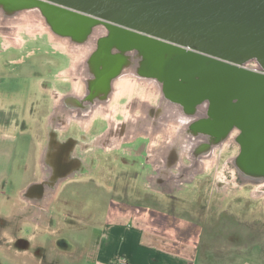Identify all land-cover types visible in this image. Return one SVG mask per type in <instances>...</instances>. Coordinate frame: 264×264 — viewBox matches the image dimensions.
I'll return each mask as SVG.
<instances>
[{
	"label": "water",
	"instance_id": "1",
	"mask_svg": "<svg viewBox=\"0 0 264 264\" xmlns=\"http://www.w3.org/2000/svg\"><path fill=\"white\" fill-rule=\"evenodd\" d=\"M31 25L75 60L69 73L87 98L65 97L73 106L91 102L98 77L106 86L124 70L150 84L129 103L141 109L139 132L170 142L153 187L172 190L214 151L235 150L228 179L264 196V0H0V30ZM112 95L62 111L88 118Z\"/></svg>",
	"mask_w": 264,
	"mask_h": 264
},
{
	"label": "rangeland",
	"instance_id": "2",
	"mask_svg": "<svg viewBox=\"0 0 264 264\" xmlns=\"http://www.w3.org/2000/svg\"><path fill=\"white\" fill-rule=\"evenodd\" d=\"M39 28L31 25L20 32L21 46L17 49L0 45V67L4 70L0 73V143L18 145L16 149L0 150V156L7 157V163L0 166V175L5 178L17 170L19 163L23 165V179L33 172L40 174L44 119L49 109V92L40 87L46 84L69 90L68 84L57 82L56 73L64 68L70 75L75 60L55 49ZM27 55L25 63L19 62ZM13 64L22 67L20 76L7 72ZM123 75L124 70L116 76ZM147 100L153 101L149 96ZM103 126L102 121L95 123L91 132H100ZM74 132L72 136L78 138V132ZM155 147L153 144L148 150ZM143 152L141 149L139 153ZM234 154L235 150L221 151L217 171L232 173L226 161ZM129 155L113 149L99 150L88 157L85 167H93L92 173L63 182L52 199L46 222L32 225V235L51 232L37 251L39 257L19 264H95L102 233L127 224L144 231L146 244L192 257L193 264H264V198L255 185H240L224 196L215 190L213 175L209 174L197 177L193 185H185V194L177 198L159 189L143 188L138 179L142 171L138 158ZM106 244L100 248L111 264H127L122 250ZM0 264L17 263L1 257Z\"/></svg>",
	"mask_w": 264,
	"mask_h": 264
},
{
	"label": "bare ground",
	"instance_id": "3",
	"mask_svg": "<svg viewBox=\"0 0 264 264\" xmlns=\"http://www.w3.org/2000/svg\"><path fill=\"white\" fill-rule=\"evenodd\" d=\"M26 26H17L9 34L0 30V37L2 39L0 44L1 48H19V46H21L19 33L22 32ZM41 32L49 39L55 49L57 48L61 53L65 54V50L58 41L46 31L41 30ZM27 57H29V55L20 59L19 62L23 61V63H25L24 61ZM66 57L67 56L64 58L68 62L69 60ZM63 69L60 68L56 73L57 82L68 84V93L79 95L81 93V84L78 83L71 74L68 75L65 72L66 70ZM20 70H22L20 65L16 67V65L13 64V66L7 69V72L14 76H20ZM3 71L2 67H0L1 74L4 73ZM40 88L43 91L49 92V109L44 119L45 142L39 158L44 194L39 201L41 204L40 206H38L39 203L33 204V202H31V205L28 203V218L38 223L39 220L43 219V213H45L44 211L47 205L52 201L63 182L83 174L92 173L93 167L92 169L85 167L88 162L87 159L99 150L109 152L113 149H119V152L122 154L128 153L130 154L129 156L138 158L140 169L142 168L138 178L140 185L143 188L149 187L151 189H157L153 187V177L158 173L157 165L161 163L163 151L166 146L170 145V142L168 139L166 140L165 136L162 134L153 136L139 132L141 126L137 125V122L141 114V109L135 108L129 103L132 99L129 98V95L133 93L132 91L138 89L137 91L143 93L150 88L149 83L127 77L116 81L110 102L102 107H97L98 109H95L93 114L88 118H76L65 114L59 109V100L66 93L65 91H61V89L56 90L54 85L46 86V84L45 86L41 85ZM137 91H135V95H137ZM148 91H150V89ZM142 96L143 95L140 93V97ZM100 121L104 122L102 130L99 132V129H96V131L91 132L94 124ZM74 131L78 132V138L72 136V134L75 133ZM153 144L156 146L155 149L152 151L148 150ZM141 149L145 152L139 153ZM219 153H221V150L214 151L210 159L203 160L201 172L192 174L187 182L175 185L172 190L160 191H164L165 194L178 198L185 194V185H193L194 180L199 176L203 177L212 174L214 179L212 184L215 190L221 195L225 194L224 196H228V190L235 191L234 189L240 186H236L232 183V179H228L231 175L230 173L224 172V170L217 171L215 165L217 158L219 159ZM63 163L72 164L71 166L73 167L69 169L63 168L62 172H64L65 175L61 178L54 179L55 170H60V166ZM172 172L173 174H177L178 170L174 169ZM261 194L263 195V193ZM253 196H255L254 193ZM221 201L222 200L218 202V207Z\"/></svg>",
	"mask_w": 264,
	"mask_h": 264
},
{
	"label": "crops",
	"instance_id": "4",
	"mask_svg": "<svg viewBox=\"0 0 264 264\" xmlns=\"http://www.w3.org/2000/svg\"><path fill=\"white\" fill-rule=\"evenodd\" d=\"M26 144L29 146V142ZM9 148L16 149L18 145L15 142L13 146L0 143L1 151ZM2 156H0V166L7 163V160H4L7 157L2 158ZM14 163L17 162L13 161ZM15 168L17 170L6 178L0 175V258L6 257L19 264L24 259L35 260L39 257L37 251L43 247L41 243H44L45 237H50L51 232L43 231L32 235L30 230L33 224L40 226L46 222L47 214L51 215L53 201L47 205L42 223L37 224L28 218V203L38 204L44 194L41 170L40 174L33 172L28 178L23 179L20 173L24 172L23 165L19 163ZM14 184L17 186L15 187ZM40 205L39 203L38 206ZM105 231L99 241L97 255L93 259L95 264H111L109 257H104L100 248L106 246V243L111 244L114 250H122L121 252L127 257V264H193L192 257H180L160 247L146 244L143 239L144 231L130 224ZM126 241L127 243H124Z\"/></svg>",
	"mask_w": 264,
	"mask_h": 264
},
{
	"label": "flooded vegetation",
	"instance_id": "5",
	"mask_svg": "<svg viewBox=\"0 0 264 264\" xmlns=\"http://www.w3.org/2000/svg\"><path fill=\"white\" fill-rule=\"evenodd\" d=\"M127 76H123V77H118V79H116V81L122 79V78H126ZM75 80L81 84V93L79 95H76V94H73V93H65L59 100V109L62 110V108H70L72 110L75 109L78 110L79 112H83L85 110H87V108H91V105L93 103H95L96 101L98 100H104L105 98H107V96L110 94V92H114V89H115V82L113 84L111 83H108L106 86L104 85L105 84V81H106V78H97L96 80H93L92 84H93V87H92V100L91 102H80V103H77L76 106H73L74 102H70V99L68 101L66 100L65 101V97H68V96H76V97H79L82 99L83 96L86 97V89H85V86L82 82L79 81V79L75 78ZM65 101V102H63ZM91 103V104H90ZM69 104L71 106H69ZM74 108V109H73ZM77 112V111H76ZM79 118H83V117H79ZM72 164H62L60 166V168L63 170V168L67 169V168H71L73 166H71ZM60 169V170H61ZM61 170V171H62ZM24 198V197H23ZM28 206V205H27ZM40 222H43V219L39 220V222L37 224H40Z\"/></svg>",
	"mask_w": 264,
	"mask_h": 264
}]
</instances>
